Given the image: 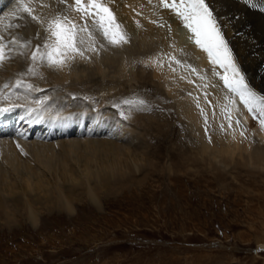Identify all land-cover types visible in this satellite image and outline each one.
<instances>
[{
  "label": "bare ground",
  "instance_id": "obj_1",
  "mask_svg": "<svg viewBox=\"0 0 264 264\" xmlns=\"http://www.w3.org/2000/svg\"><path fill=\"white\" fill-rule=\"evenodd\" d=\"M70 5L74 0H31L38 20L27 13L16 14L23 19L10 16L18 0L0 13L6 57L0 63V108H10L0 113V221L14 225L22 216L37 226L41 208L72 211L81 194L99 202L100 192L133 186L157 172L154 157L162 144L151 149L152 131L171 138L176 128L169 117L114 106L133 97L154 106L144 91L132 95L133 85L175 100L187 124L194 142L175 149V169L209 171L222 182L241 172L264 181V127L241 108L239 96L220 79L224 69L190 39L174 11L161 0H109L128 37L127 43L112 45L94 29L91 18L83 19ZM211 6L235 64L251 88L264 95V9L247 0H211ZM56 16H67L78 26L87 23L96 51L88 50L86 40L84 56L62 67L33 61L32 52L38 45L44 50L48 21ZM10 22L20 26L7 27ZM206 116L213 125L211 138ZM84 121L90 123L87 130ZM77 122L82 133L72 128ZM38 128L44 129V137L34 135Z\"/></svg>",
  "mask_w": 264,
  "mask_h": 264
},
{
  "label": "rangeland",
  "instance_id": "obj_2",
  "mask_svg": "<svg viewBox=\"0 0 264 264\" xmlns=\"http://www.w3.org/2000/svg\"><path fill=\"white\" fill-rule=\"evenodd\" d=\"M139 90L154 101L141 113L169 117L176 128L171 138L152 131L151 149L162 144L154 157L161 167L143 182L100 192L99 202L81 194L72 211L41 208L37 226L22 216L14 225L0 221V264H264V181L241 172L222 182L209 171L175 169L173 154L194 142L188 126L175 100L139 85H133L132 95ZM204 119L211 138L213 125ZM84 123L87 130L90 123ZM35 131L44 137V129Z\"/></svg>",
  "mask_w": 264,
  "mask_h": 264
},
{
  "label": "snow or ice",
  "instance_id": "obj_3",
  "mask_svg": "<svg viewBox=\"0 0 264 264\" xmlns=\"http://www.w3.org/2000/svg\"><path fill=\"white\" fill-rule=\"evenodd\" d=\"M60 2L64 3L65 0H60ZM247 2L252 7L264 9V0H247ZM18 3L16 13L9 14L10 16L23 19L22 15L16 14L27 13L33 20L39 19L33 15V8L30 7L31 0H18ZM161 3L163 7L171 9L180 18L183 26L191 33L190 39L207 53L209 61L224 69V74L220 76V79L223 80L227 88L239 96L244 106L253 113L254 117L256 114L259 115L260 124L264 127V95L258 94L249 87L244 75L235 64L217 16L214 14L211 0H161ZM69 7H74V10L79 12L83 19L91 18L94 29L110 44L120 45L128 42L127 34L123 31L122 25L117 22L115 13L109 6V0H74V5ZM2 22L3 18H0V23ZM19 26L11 22L7 25V27ZM46 31L48 36L43 45L44 50L41 51L38 45L31 54L33 61L39 59L45 61L49 67H62L66 61L74 59L77 55L84 56V49L81 46L85 44L86 40L88 50L96 51L95 36L93 31L89 30L87 23L78 26L67 16H56L48 21ZM81 33L86 35H81ZM2 39L3 37L0 36V40ZM5 58L4 45L0 43V63ZM29 71L35 73V69H29ZM16 83L19 85L21 82L18 80ZM3 87L8 88L9 85L5 83ZM27 87L31 88L32 86L29 84ZM122 103L127 105L130 110H144L147 105V101L139 97L125 98ZM114 106L119 107V105ZM7 111H10V108H0V113Z\"/></svg>",
  "mask_w": 264,
  "mask_h": 264
}]
</instances>
